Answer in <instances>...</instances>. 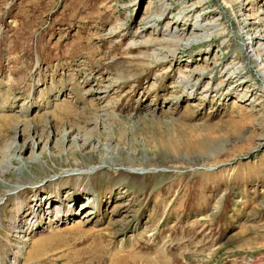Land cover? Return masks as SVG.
I'll list each match as a JSON object with an SVG mask.
<instances>
[{
    "label": "rangeland",
    "instance_id": "rangeland-1",
    "mask_svg": "<svg viewBox=\"0 0 264 264\" xmlns=\"http://www.w3.org/2000/svg\"><path fill=\"white\" fill-rule=\"evenodd\" d=\"M158 9L161 23L144 27ZM167 21L204 39L185 36L153 66ZM217 61L240 74L198 76ZM182 71L198 86L182 85ZM106 85V96L87 91ZM64 97L77 114L49 113ZM37 127L41 143L29 140ZM122 191L128 212L113 209ZM84 212L96 215L78 222ZM249 255L264 264V0H0V264H241Z\"/></svg>",
    "mask_w": 264,
    "mask_h": 264
},
{
    "label": "bare ground",
    "instance_id": "bare-ground-1",
    "mask_svg": "<svg viewBox=\"0 0 264 264\" xmlns=\"http://www.w3.org/2000/svg\"><path fill=\"white\" fill-rule=\"evenodd\" d=\"M230 3H228V5H229ZM196 4L193 6V7H191V6H189V7H187V8H185L186 9V12L184 13V15H183V17H188L189 16V13H192L195 9H196ZM149 8V7H148ZM148 10V9H147ZM166 12L163 10V9H158V11H157V13H151L150 15H148L144 20L145 21H143V25H144V27H147V26H149L150 24L151 25H159L160 23H161V17H162V15H164ZM164 18V17H163ZM167 24L169 25L168 27H167V29H168V32H167V34H168V38H166V40H165V46H160V48L158 49V51L157 52H154V53H152L151 54V56H153L152 58H151V61H150V63H151V65H152V63H153V66H155L156 64H161L163 61L165 62V61H167V58L168 57H170V56H172V57H174V54H175V52H176V43H178L179 42V40H181V39H185V36H187V39H186V42H187V44L188 45H190V44H193V43H196L197 41V43H199V42H202V41H199V40H202V39H204L200 34H198V33H192V32H189L188 30H185V29H183V28H179V26H177L175 23H173L172 25L170 24V22L169 21H167ZM259 24V22H256L255 23V26L256 25H258ZM250 27H252V26H254V24H250L249 25ZM143 27V26H142ZM257 28V27H256ZM209 29V28H208ZM246 32V31H245ZM260 38V36L258 35V36H255V38H254V40L259 44V45H261L262 43L260 42L261 40L259 39ZM191 40V41H190ZM253 40V41H254ZM144 45H149L150 43H152L153 41H149V40H143V41H141ZM141 44V43H140ZM140 44H138V45H140ZM243 45H245V44H243ZM246 45H250L251 46V44H250V42H248ZM166 47V48H165ZM134 49V48H133ZM263 50V49H262ZM164 52H165V54H164ZM259 53V52H258ZM252 54V53H251ZM140 57H143V58H145L146 57V55H141ZM252 57V56H251ZM149 63V62H148ZM214 63V65H213V67H205V68H202V69H199V70H197V72H198V76L200 75H203V72L205 71V70H210V71H222L223 69L225 70V68H227L228 69V71L229 72H231L232 74H235V76H233V78H235V77H237L239 74H240V72L238 71V68L236 67V65H233L232 63H230V64H224L222 61H217V62H213ZM141 65V64H140ZM143 65V67L145 68V66H147L148 67V64H142ZM179 77H180V82H182V85H184L186 88H188L189 86H190V88L189 89H192L193 87H197L198 86V82L199 81H201L200 79H199V77L197 78L196 77V80H194V82H191V80L193 81V79H191L192 78V74L190 73V74H185V72H181L180 74H179ZM194 77H195V75H194ZM232 76H230V77H225V79H224V85H226V86H228L231 82H232ZM195 79V78H194ZM223 81V80H222ZM223 84V82H220V84H219V87H220V85H222ZM189 85V86H188ZM240 86H243V84H239V85H236L235 87H234V90H236V89H238V87H240ZM208 89L207 90H209L211 87H207ZM227 88V87H226ZM197 89V88H196ZM216 89H217V87H216ZM215 89V90H216ZM91 90V91H90ZM109 90H110V85L109 86H103V88H99L98 90H96L95 88H88L87 89V91H90V92H92V91H98L97 93H103L105 96L108 94V92H109ZM221 90V89H220ZM205 91V90H204ZM233 92V91H232ZM48 94V93H47ZM189 94H190V92H189ZM186 95V94H185ZM70 101L69 100H67L66 99V97H64L62 100H59V102H57V105L55 106V107H53L52 108V110L49 112V113H52L53 115H55V114H62V115H64V116H72V115H76L75 114V111L71 108V105H70ZM233 104H234V102H232ZM189 105L190 106H196V104H193V103H189ZM198 107H199V105H198ZM87 108H89V107H87ZM91 109H92V111H91V114H92V116L94 115V116H98L99 117V114H98V109L97 108H94V107H91ZM47 109H45V111H46ZM86 110V109H85ZM22 111H24V109H22ZM26 111H24V113H25ZM20 113H21V111H20ZM23 114V113H22ZM25 115V114H24ZM97 117V118H98ZM6 118V117H5ZM4 118V119H5ZM56 118V117H55ZM7 120H8V118H6ZM7 120H4L3 122L5 123L4 125H6V122H7ZM102 121V120H101ZM73 130L74 129H72V127H67V129H65L64 130V132H63V138L64 139H67V138H69V136H71L72 135V133H73ZM32 133H33V136L31 137V136H29V140L30 141H32V139L34 138V135H36V137H35V139H37L38 140V143H41L42 141H43V139H42V136H41V132L39 131V128L37 127V128H32ZM32 138V139H31ZM73 139H75L76 141H79L80 139H83V138H80V136H76V137H73ZM85 139V141H84V143H85V145H89V144H91V139L88 137V138H84ZM74 140V141H75ZM69 141V140H68ZM44 142H46V141H44ZM83 143V144H84ZM30 144V143H29ZM102 164L104 165L105 163H103L102 162ZM5 175V174H4ZM117 178V177H116ZM116 178H113V179H116ZM112 179V180H113ZM111 187V186H110ZM109 191L111 192V188H109ZM127 193H128V191H124V193H123V191L122 192H118V193H116V194H114V196H112V200H115V203H117V202H120V204H116V206H115V208L113 207V209L114 210H120L121 211V209L122 208H124V210H122L123 212H125V211H127V210H129V207L132 205L131 203L132 202H127V203H122L121 201H117L118 199H121V198H124L126 195H127ZM113 195V194H112ZM111 199V198H110ZM42 200V199H41ZM37 203V206H36V208H32V211H30V214L28 215L29 216V218H32V217H34V216H32V215H34L35 214V212H37V211H39L38 209H39V207H40V201L38 200H36V202L34 203V204H36ZM32 206V205H31ZM34 206V205H33ZM87 208H90V206H89V200L88 199H85V201H83L82 202V205H81V209H87ZM41 209V211L40 212H47V211H45V209H43L42 207L40 208ZM54 209V208H53ZM50 210L47 214H49V213H53V212H55V210ZM88 210V209H87ZM130 211V210H129ZM32 212V213H31ZM86 212V211H85ZM83 213V218H86V219H84V220H82V221H79L78 220V222H87V221H90V220H92V218H94L95 217V215H96V213L95 214H93V213H90V212H87V214L86 213ZM128 212V211H127ZM41 213V214H42ZM30 222H31V220H30ZM78 222H75V223H73L74 224V226H73V229H75V231H80L81 229H80V227H79V225L77 224ZM81 223H79V224H81ZM72 224V225H73ZM76 224V225H75ZM117 224V222L115 221V222H109V225L111 226H114V225H116ZM127 225V222H126V220L124 219V218H122L119 222H118V227H119V229H118V231H120V230H122L123 229V227H125ZM75 227V228H74ZM72 228V227H71ZM72 229V230H73ZM17 232H18V234H22L23 233V235L25 236L26 234H27V232H29V231H26V230H23V229H19L18 228V230H17ZM30 233V232H29ZM87 234V233H86ZM20 236V235H19ZM22 238V237H21ZM140 239H142V238H140ZM130 252L131 251H129L128 250V254H130ZM117 253V252H116ZM132 257V256H131ZM133 259H135L134 257H133ZM139 259H140V257H139ZM147 259H149V258H147ZM150 260V259H149ZM257 261H258V257H257ZM15 261H13V263H14ZM253 262H255L253 259H250V257H247V259L245 260V263L246 264H252Z\"/></svg>",
    "mask_w": 264,
    "mask_h": 264
}]
</instances>
